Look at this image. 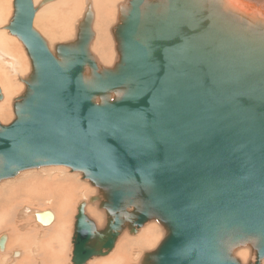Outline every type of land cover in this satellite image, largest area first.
<instances>
[{
  "label": "water",
  "instance_id": "95a60500",
  "mask_svg": "<svg viewBox=\"0 0 264 264\" xmlns=\"http://www.w3.org/2000/svg\"><path fill=\"white\" fill-rule=\"evenodd\" d=\"M12 8L4 28L30 67L13 119L0 123V181L64 166L96 189L76 208L72 264L106 255L149 222L163 234L137 264H243L234 255L243 247L254 254L244 264H260L264 18L233 0H124L112 28L117 56L103 67L89 52V9L75 38L50 50L32 0ZM88 204L104 212L102 226ZM45 212L35 219L46 225Z\"/></svg>",
  "mask_w": 264,
  "mask_h": 264
},
{
  "label": "bare ground",
  "instance_id": "6f19581e",
  "mask_svg": "<svg viewBox=\"0 0 264 264\" xmlns=\"http://www.w3.org/2000/svg\"><path fill=\"white\" fill-rule=\"evenodd\" d=\"M40 1L41 0H32L33 6L35 8V13L33 16V26H34V17L38 18V25L39 24L41 25L43 23L44 26L45 25L48 26L47 27L48 29L46 28L47 33H45L46 31L44 32L45 34H47V39H46V36L44 35V39L46 40L47 44H56V42L55 43L52 42L54 41L55 38H59V37L63 38L67 36L68 34L67 29L70 28L69 25L71 26L70 20L72 18V12H74V10L76 9L78 5L77 3L80 1L79 0L78 1L77 0H49L42 4L39 3ZM123 1L124 0H85V1L83 0L84 5L83 7H81V10H80V11L82 10L83 11L78 14L79 17L77 18L76 23H75V24L79 23V21L82 19L83 15L86 13L88 9L91 11L92 19H93L91 23V27H94L96 29V34L93 32V38L89 46V50H90L89 52L93 55L94 60L97 62V64L103 67L112 66V63L115 62V59L117 56V52L115 50V41H114L113 34H112V28L117 23L118 6ZM234 1L237 3L238 2L240 3V6L244 8L245 14L248 15L249 17L256 16V17L264 18V0H233V2ZM65 2L67 3L68 6H73V8L70 9L66 7L64 5ZM64 12H66L69 15V17H66L62 20V18L64 17ZM9 35H7V39L11 41L14 40V37L12 35L10 36ZM1 36H2V33H0V37ZM112 44H113V47H112ZM9 48L10 46L4 47L0 39V62L3 64L4 67L11 70V72H13L15 76L18 75L17 78H18V81H20V79L24 78V75H26L27 73L22 76H19L20 72H23L25 70L21 69L22 68L21 63H20V66L17 68L12 66L15 63L19 64V62L17 58L12 54V51ZM105 63H111V64H105ZM10 77L11 76L5 73L4 71H2V73L0 74V83L3 86V95H4L3 99L1 100L2 102H0V114L4 111V108L7 107L9 100H11L10 99L11 96L16 92V90L18 88L20 89L21 86L23 87V84L22 85L17 84L15 79L13 78L11 79V81H8ZM0 91H1V88H0ZM14 98L15 97H13V99ZM11 107H12V102H11ZM0 123L2 122L0 121ZM16 177L17 175L13 178L15 179ZM50 179L53 181V185H55L53 187L56 189V191H53V188H50L49 190L45 192L50 191L52 194L59 193L57 194L58 199L54 200L53 202V206H52L53 210L46 209V208L37 210L33 213L32 219L34 223L36 224V226L38 227V230H44V232H47L49 230H55L56 231L55 237L61 236L65 239L70 232H71V236H73V231H74L73 227L70 226V216H71L70 206L71 205L69 204L70 197L67 199L68 195L66 194V191L70 192L72 194L71 196H73V192L76 191L77 185L74 184L73 182L71 183V181L68 182L62 178H59L56 175L50 176ZM19 187L20 186H17L15 190H10L6 188L5 189L3 188L2 190H0V233L3 232L1 234H6V243L4 242L3 246L0 248L7 249V251L6 250L3 252L1 251L0 253L1 256H7L9 254L10 249H8V246L11 240L19 239V236L17 234L18 229L12 230V225L8 223V221L11 223V220H12V216H13L12 212L14 211V207H15V204H14L15 202H13V198L15 194L17 193V191H19L20 189ZM96 192L97 191L95 190L94 194ZM77 205H76V208H77ZM23 210L24 212L23 214L21 213L22 215H20V213L19 215L17 214L18 217H22V216L24 217L26 216L25 214L29 212V208L27 209L26 207H23L22 211ZM46 210H49L52 212L53 219L50 222V224L48 223L45 225V224H41L38 220L35 219V214L36 212H41V214L37 213L38 215L37 217H39L40 220L45 222V220H47V217L45 216ZM91 210H94L93 213H99V214H96L97 216H102L104 214L103 211L97 210L95 205L93 204L86 205V211L92 216V214L90 213ZM40 215H43V216H40ZM91 218L93 219V216ZM157 225L158 224H155V222H149L147 226L145 225L144 227H142L141 231L136 235V239L141 241L142 244H145L146 246L148 245L147 247L148 248L150 247L151 250L155 248L154 247V244L156 243L155 242L156 240L155 231L158 230ZM9 228L11 229L10 231H9ZM159 230H161V227ZM38 232L44 233L43 231H38ZM42 237H43V234L40 238ZM130 238H133V237L132 236L126 237V234H123L121 237H118V239L116 240L114 244L115 248L114 247L112 248L113 251L111 250L112 251V252L110 251L111 253L108 252V255L106 254L107 255L106 257L102 256L103 258L93 257L91 260H88L86 264H126V263H130L131 262L130 256H125V253H124L125 251H127V246L129 245ZM143 246L144 245L140 246L139 249L137 250V252L141 256H143V253L146 251L145 250L146 247H143ZM143 249L144 251H142ZM239 249L242 251V253H244L247 256L250 254V250L247 247H243ZM72 250H73V243H72ZM13 252L15 255H18L20 254V249H15L13 250ZM47 253L50 257L56 254L54 251H49ZM120 253H123V254L121 255ZM71 254H72V251H71ZM234 255L236 257L240 256L237 250L235 251ZM29 259H31L30 256H26L18 260L15 264H26V262ZM139 259L140 258L134 261V264H137ZM61 260H63V258H55V257L51 259L49 257L41 258V261L43 264H53V262L56 263ZM262 264H264V259L262 260Z\"/></svg>",
  "mask_w": 264,
  "mask_h": 264
},
{
  "label": "rangeland",
  "instance_id": "374dc122",
  "mask_svg": "<svg viewBox=\"0 0 264 264\" xmlns=\"http://www.w3.org/2000/svg\"><path fill=\"white\" fill-rule=\"evenodd\" d=\"M79 1L80 2L77 3L78 5L76 7L77 10L75 9L74 12H72V18L70 20L71 26L69 25L70 28L67 29L68 30L67 36H65L63 38H61V37L55 38L57 40L54 39V41H52L53 43L71 41L72 39L75 38V35L77 32V25H78L75 23H76L77 18L79 17L78 14L83 11V10L82 11H80V10H81V7H83V5H84L83 0H79ZM64 5L70 9L73 8V6H68L66 2ZM12 9H13L12 8V0H0V33H2V36L0 37V39H1L4 47L10 46L9 49L12 51V54L17 58V60L19 62V64L15 63L12 66L17 68L20 66V63L22 64L21 69L25 70L23 72H20L19 76H22V75L29 72L30 65H29L28 57L26 55V52L24 50L22 43L17 39V37L12 35L14 37V40L11 41V40L7 39V35H9V32H8V30H6L4 28L5 25L8 23L11 15H12ZM66 17H69V15L66 12H64V17L62 18V20ZM92 21H93V19L91 20V23H92ZM47 27L48 26H46V25L44 26L43 23L41 25L40 24L38 25V18L34 17V28L42 35L43 38L45 35L46 39H47V34H45V33H47V31H46L48 29ZM91 28H92V31L96 34V29L94 27H91ZM48 45L50 47V50H53L55 44H48ZM112 47H113V44H112ZM105 64H111V63H105ZM2 71H4L5 73H7L8 75L11 76L8 81H11V79L13 78V79H15L17 84L22 85V83L20 81H18V78H17L18 75L15 76V74H13V72H11V70L4 67L3 64L0 62V74L2 73ZM0 88H1V94H2L0 102H2L1 100L3 99L4 95H3V86L1 85V83H0ZM18 89L11 96V98H10L11 100H9L7 107H5L4 111L0 114V121L2 122V124H7L13 119L11 102H12L13 97H16L18 94H20L19 92L22 91L21 89H23V87L21 86V88L19 90ZM18 174H17V177L15 179L10 178V179L0 181V190H2L3 188L15 190L17 186H20L19 191H17V193L15 194V196L13 198V202H15L14 203L15 207H14V211L12 212L13 216H12L11 223L8 221V223L12 225V230L18 229L17 234L19 236V239H13L10 241L9 246H8V249H10L9 254L7 256H1L0 255V264H15L18 260H20L26 256H30V258H31L26 262V264H43L41 261V258H43V257H49L50 259L53 257L63 258V260L58 261L56 263L53 262V264H72V261H71V259H72V254H71L72 236H71V232L64 239L61 236L55 237V233H56L55 230H49L47 232H44V230H38V227L36 226V224L34 223V221L32 219L33 213L37 210L44 209V208L53 210L52 209L53 202H54V200L58 199L57 194H59V193L52 194L50 191L45 192V191L49 190L50 188H53V191H56V189L53 187L55 185H53V181L50 179V176L56 175L57 177L62 178L68 182L71 181V183L73 182L74 184L77 185L76 191L73 192V196H71L72 194L68 191H66V194L68 195L67 199L70 197V199H69V204L71 205L70 206V212H71L70 213L71 214L70 226L73 227V230H74L73 219H74V216L77 212V210H76L77 203L82 201V200L87 202L88 198L92 194L94 195V192L96 189L91 187L88 184L89 182L87 180H82L80 173L70 172V170L64 166L41 167L38 169L24 170L22 172H19ZM3 184H5V185H3ZM87 186H89V187H87ZM49 193H50V195H49ZM25 204H26V206H25ZM93 205H95V204H93ZM23 207H26L27 209L29 208V212L26 213L25 214L26 216H24V217L23 216L18 217L17 214L18 215H19V213H20V215L23 214V212H24V210L22 211ZM95 207H96V205H95ZM96 209L99 210L97 207H96ZM93 211L94 210L90 211V213L93 216V220L96 221V223L99 226H102L105 223V214H103L102 216H97L96 214H99V213H93ZM147 224H145V225L147 226ZM155 224H157V223L155 222ZM157 228H158V230L155 231V233H156L155 234L156 235L155 242L156 243L154 244V247H156L157 244L160 242L161 235L163 233L162 229L159 230L160 227L158 225H157ZM141 229H142V227L140 229H138V231L136 233H133V234L128 233L127 231H125L121 234V236L123 234H126V237H128V236L133 237V238H130V240H129V245L127 246V251L124 252L125 256H130V260H131L130 263H126V264H134V261H136L138 258L141 259L142 256L137 252V250L139 249L140 246L144 245L143 247H146L145 248L146 251L151 250L150 247L149 248L147 247L148 245L146 246L145 244H142L141 241L136 239V235L141 231ZM10 230L11 229L9 228V231ZM38 231H43L44 233H41ZM37 232H38V234H37ZM1 233H3V232H1ZM1 233H0V235H3ZM42 234H43V237L40 238L42 236ZM5 243H6V241H5ZM15 249H20V254L15 255L13 252V250H15ZM5 250L7 251L6 248H3V249L0 248V253H1V251L3 252ZM49 251H54L56 254H54L52 257H50L47 253ZM142 251H144V249ZM237 251L240 254V256H237V258L240 259L243 264L246 263L247 260H252V261L254 260V254L253 253H252L253 255H250L251 254V252H250V254L247 256L244 253H242V251L240 249H237ZM120 254L122 255L123 253H120ZM107 255H108V253H107ZM107 255H105L103 257H106ZM103 257L100 256L98 258H103ZM94 258H97V257H94ZM262 260H261L260 264H262Z\"/></svg>",
  "mask_w": 264,
  "mask_h": 264
},
{
  "label": "flooded vegetation",
  "instance_id": "af4514ba",
  "mask_svg": "<svg viewBox=\"0 0 264 264\" xmlns=\"http://www.w3.org/2000/svg\"><path fill=\"white\" fill-rule=\"evenodd\" d=\"M1 236V235H0Z\"/></svg>",
  "mask_w": 264,
  "mask_h": 264
}]
</instances>
